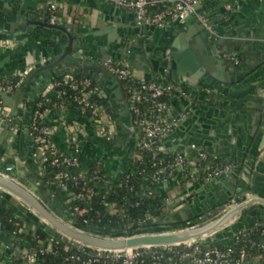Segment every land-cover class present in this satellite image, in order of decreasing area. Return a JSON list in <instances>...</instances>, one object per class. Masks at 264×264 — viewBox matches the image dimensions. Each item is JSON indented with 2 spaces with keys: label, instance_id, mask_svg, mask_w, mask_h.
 <instances>
[{
  "label": "crops",
  "instance_id": "1",
  "mask_svg": "<svg viewBox=\"0 0 264 264\" xmlns=\"http://www.w3.org/2000/svg\"><path fill=\"white\" fill-rule=\"evenodd\" d=\"M12 1L26 10L35 3V0ZM72 2L60 5L64 11L72 10L73 7L82 16L81 24L73 25V35L81 39L78 47L82 49L83 54L95 55L92 47L98 46L107 52L108 62L126 63L138 82L156 83L172 88L167 98L170 114L166 118V125L169 133L158 145L160 152L176 153L186 148L188 141L199 138L205 147L195 145L211 157L239 163L237 166L240 168L239 181L232 199L241 203L250 195L264 201V1L259 2L260 5L253 0L201 1L194 6V12L187 18L188 21L173 20L163 29L137 27L132 13L124 9L104 13L88 5L85 0ZM167 4L170 6L171 0H168ZM44 5L38 3V9ZM66 17L68 22L73 24L71 17L69 15ZM198 17H203L210 28L207 29L205 25L199 23ZM198 25L206 31L213 30L215 40H212V45L213 43L215 45L216 41L222 43L231 41L238 50L224 53L215 46L214 52L210 43L205 44L200 39L202 33L195 29ZM189 30L192 31L187 40L194 43L193 52L198 54L197 61L200 67L184 79L171 66L170 58L173 53L169 49L180 34ZM124 42L129 44L126 45ZM58 43V38L45 39L37 30L30 36V40L23 39L17 43L23 46L19 51H14L15 48H0V78L11 80L22 76L23 81L34 64L40 61L49 62L59 53L56 46ZM164 49L167 51L166 58L163 59L160 51ZM224 54L232 55L239 60V64L234 65L226 61ZM31 60L33 64L29 62ZM222 60L226 63L225 66ZM92 64L98 65V59L92 61ZM60 72L64 73L60 75L63 76L68 70ZM56 77L58 76L51 71L47 76L40 75L32 81L25 92L24 101L17 108L15 117L11 116L10 121L6 120L7 126L0 130V141L10 134L4 150L0 143V177L15 184L24 196L2 187L0 193L11 195L59 238L73 240L56 227L57 224L74 229L69 221L73 189L68 184L62 189H57L55 195L41 185L37 172L40 154L30 128L34 105L41 97L46 96V89ZM94 83L104 92L106 108L110 112L115 128L113 136L107 142L112 141L117 145L95 140L91 127L87 124L83 125L86 130L85 136H78L75 145L79 149L82 163L101 162L108 174V181L113 179L117 181L133 160V155H129L126 145L117 141L125 138V135H119L115 122V114L122 111V100L117 96L118 87L115 83L111 81L104 83L102 80L100 83ZM8 111L10 113L9 109ZM60 112L61 110L49 111L45 119L49 127L54 128L52 141L56 148L64 154H70L72 142L66 130L71 125L70 117ZM123 119L125 123L128 122L126 117ZM14 120L15 125L11 127ZM7 167H11L12 172L2 176ZM182 177V172H171L159 184L160 186L157 185L155 194L160 197L177 196L189 189L190 184L185 185V190L181 189L180 184L184 181ZM225 178L232 184L229 177ZM165 183L166 186H163ZM207 183H193L191 187L204 186ZM208 191L218 193L217 189L210 187ZM196 194L197 192L193 190L177 203ZM140 195L148 197V192H140ZM28 200L35 203L37 208ZM259 208L264 209V205L251 203L233 208L229 213L232 211L234 213L215 233H221V239L227 240L229 236L223 235V231L238 222L248 228H251L252 224L253 227L261 225L255 214V212L261 214ZM261 215H264V212ZM204 225L205 223L199 224L197 228ZM244 264H264V261L250 259Z\"/></svg>",
  "mask_w": 264,
  "mask_h": 264
},
{
  "label": "trees",
  "instance_id": "2",
  "mask_svg": "<svg viewBox=\"0 0 264 264\" xmlns=\"http://www.w3.org/2000/svg\"><path fill=\"white\" fill-rule=\"evenodd\" d=\"M47 7L48 5H44V10L39 12L40 15L45 17V21L51 15ZM57 7L58 9L54 15L60 18L62 24L67 21L64 13L71 17L73 25L78 26L81 24L82 16L76 12V9L72 7V10L62 11V5L58 4ZM164 9L168 10L170 6L164 4L152 7L148 9V13L153 15ZM62 78L63 76H58L52 83H61ZM73 79L80 81L84 78L82 76H73ZM18 81L19 78L11 80L0 78V86H11L14 90H17L15 86ZM121 84L124 89L128 87L135 89L138 86V81L133 78L122 81ZM92 86L99 88L94 82ZM75 96H79V93L72 91L68 86L56 87L53 92L46 97H41L34 105L30 122L38 127L49 126L47 119L34 117L36 110L40 113L61 110L60 113L68 117H71L70 115L74 112L79 114V106L74 101ZM90 102L107 107L104 98L98 99L93 96ZM38 105L40 106L38 107ZM106 109L110 114L108 108ZM90 116L91 113L88 111L85 114V118L89 127L92 125L89 122ZM59 153L64 154L60 151ZM175 156L176 154L174 153H168L166 155L158 154L153 157L152 152L135 148V158L129 168L115 183L110 184L108 187H101L102 184L108 181V174L105 172L103 164L101 162L84 164L79 156L77 167L55 168L48 161L40 175V181L45 189L55 194L58 186L54 178L58 173L66 172L75 182V187L72 191L75 197V204L69 208V213L71 214L69 221L72 226L89 235L110 239L140 228L142 223L148 220L164 216L163 208L167 197L166 195L158 197L155 194V190L159 179L163 177V174L160 173L161 168L167 169ZM161 160H163V163H161ZM208 163L216 166L224 164L239 166L236 161L214 159L211 156H208ZM203 176L204 173H201L200 179L196 184L202 183ZM185 185L186 180L181 182V189L185 190ZM88 190L91 191V194L85 198ZM141 190L148 192V199L140 195ZM74 208H78V211H74ZM23 225L25 230L20 231ZM149 227L153 226L150 225ZM5 238L9 240L10 246L7 245L6 255L1 258L3 264H24L21 254L23 250H28L35 254V264H122L121 261L107 257L95 259L92 249L87 246H75L66 240L60 239L31 214L15 208L0 196V245L5 244ZM47 239L53 240V250L51 253L41 254L39 252V242ZM261 244H264V225L262 224L242 231L231 246V250L235 256L241 250H244L248 255V259L257 256H261L264 259V252L259 249ZM199 247L205 250L208 245L200 244ZM217 248L226 249L222 245H218ZM182 251H184L182 248L172 251L152 249L150 253L143 252L134 264H189L188 262L179 261V254Z\"/></svg>",
  "mask_w": 264,
  "mask_h": 264
},
{
  "label": "built area",
  "instance_id": "3",
  "mask_svg": "<svg viewBox=\"0 0 264 264\" xmlns=\"http://www.w3.org/2000/svg\"><path fill=\"white\" fill-rule=\"evenodd\" d=\"M117 7L129 11L132 13L135 19L136 26L139 28H148L155 27L163 29L173 20H186L194 12V6L201 1L205 0H171L170 9L162 10L153 15H149L148 9L156 7L159 5H164L168 3V0H108ZM264 1V0H263ZM48 5V11L51 12V15L48 16L46 22L49 25H65L67 21L62 24L60 18L54 15L57 11L58 4L46 3ZM44 10L43 6L39 7V12ZM64 11V9H62ZM66 16V14L64 15ZM197 21L206 26V23L203 17H198ZM17 41L15 40H0V48L13 49L16 47ZM224 59L226 61L232 62L234 65L239 64V60L233 57L230 54H224ZM107 71L115 75L120 82L133 79L132 71L129 69V66L126 63L123 64H113L108 62L104 64ZM25 75V74H24ZM19 81L15 88L18 89L22 82V76H19ZM93 81L89 78H84L83 80L76 81L73 79L72 75L65 74L63 75L61 83H51L46 89L47 93L53 92V90L58 86H68L72 91L79 93V96L74 97V101L79 106V115L85 117V114L89 111L91 113L89 122L91 125V130L95 140H105L110 139L114 134V124L110 118V115L103 105H96L90 102L91 97L96 96L98 99L104 98V92L99 87L92 86ZM123 87V86H122ZM126 102L128 105L129 113L132 115V123L134 127L133 131V145L134 153L133 159L135 158V148L140 149L141 151H150L152 152L153 157H156L158 154L166 155L168 153L160 152L158 145L160 141L166 137L169 133V128L166 125V118L170 114V107L167 101L168 95L171 93L172 88L170 86H160L156 83H140L135 89L123 88ZM16 90L11 86L2 87L0 86V93L13 94ZM45 96V97H46ZM40 105H38L39 107ZM49 111H44L40 113L38 110L34 112V117L39 119H45ZM0 120L6 121L11 120V115L7 108L3 107L2 101L0 100ZM34 124V123H33ZM84 124H79L76 122H71V125L66 128L69 133V139L72 142V149L70 154H61L54 145L52 137L54 135V128L49 126L38 127L32 125L31 123V135L33 141L36 145V148L40 154L38 161V175L45 169V164L50 161L51 165L55 168L60 167H77L78 166V156L79 149L75 145V139L78 136H85L86 130L83 126ZM173 162L169 164L168 168H161L160 173L163 174V177L159 179L158 185L165 180V177L173 171L182 172V180H186V185L190 184V187L193 183H198L200 179V174L204 173L202 177V183L209 182L215 179H222L228 177L229 174L236 168L232 164H224L221 166H216L208 163V156H210L206 151L197 145H191L186 147L176 153ZM216 159V158H214ZM163 163V160H161ZM12 172L11 167L4 169L2 176L10 174ZM54 181L58 189H62L66 185L70 184L72 189L75 187V182L70 178L66 172L58 173ZM91 194V191L86 192L85 198ZM74 195V193H73ZM72 195L70 201V208L75 204V197ZM81 197V196H78ZM169 197V196H168ZM171 197V196H170ZM74 198V199H73ZM77 198V197H76ZM168 201V199H166ZM180 203V202H179ZM177 202L170 204L171 211L174 212L179 207H176ZM261 204L264 205V201L261 199L254 198L250 195H247L245 201L238 203L235 199L230 200L228 203L224 204L216 213L215 216L211 213H207L205 218H200L195 223L187 225L184 229L186 231H192L197 229L199 224L205 223L208 224L212 221H215L221 218L223 215L227 214L233 208L239 206H246L248 204ZM24 211L30 212L24 208ZM74 211H78V208H74ZM163 212L166 214L167 210L164 207ZM164 214V215H165ZM71 216V214H70ZM208 217V219H206ZM149 221V220H148ZM73 227V226H72ZM74 228V227H73ZM141 228V227H140ZM76 229V228H74ZM139 229V228H136ZM25 230V226H21L20 231ZM79 230V229H78ZM241 232H239L235 240L239 237ZM66 240L68 243H71L75 246L84 247L85 245L68 239L60 238ZM201 240H190L185 241L180 244L164 245L159 247H141L135 249H120V250H103V249H93L95 259L101 257L112 258L118 261H121L122 264H134L135 261L141 257L142 253H150L152 249H160L172 251L178 248H182V251L179 254V261L188 262L189 264H244L248 260V255L244 250H241L237 256L234 255L231 247L226 248L225 250L218 249L217 247L208 246L205 250L199 247L200 244L197 242ZM40 253H51L53 250V240L47 239L46 241H40ZM7 245H0V264L1 258L6 255ZM259 249L264 252V244L259 245ZM22 259L24 264H35L36 257L35 254L29 252L28 250L22 251ZM252 259H260L261 256L254 257Z\"/></svg>",
  "mask_w": 264,
  "mask_h": 264
},
{
  "label": "water",
  "instance_id": "4",
  "mask_svg": "<svg viewBox=\"0 0 264 264\" xmlns=\"http://www.w3.org/2000/svg\"><path fill=\"white\" fill-rule=\"evenodd\" d=\"M253 1L260 5L259 2L262 0ZM85 2L91 7H94L104 13H109L114 9H119L121 11V8L112 4L108 0H85ZM38 3L64 5L71 4L73 2L72 0H35L33 7L26 10L23 6L20 7L15 5L12 0H0V40H15L17 43L21 42L23 39L30 40V36L34 35L37 30L44 36L45 39H59V43L56 45L59 53H57L52 60L49 62L40 61L39 63L34 64L33 68L28 71L20 86L13 94H6L3 92L0 93V100L2 101L3 107L9 109L10 115L15 117L17 108L24 101L25 92L31 86L32 81L40 75L47 76L51 71H53L57 76H60L61 74H64L60 71L65 69L68 70L67 74L69 75L89 78L93 82L100 83L102 80L106 83L111 81L117 85V96L122 100V111L115 114V122L119 135H125V138L118 139L117 141L121 144H125L129 155L132 156L134 153L132 137L134 127L132 123V115L129 113L121 82L115 75L109 73L104 66V64L108 63L106 55L107 52L103 49H99L98 46H95L92 47L95 55L93 53H90L89 55L83 54L82 49L78 47V42H81V39L76 38V36L73 35V24L66 23L65 25H49L45 21V17L39 14ZM185 21H188V19ZM195 29L197 31H201L202 35L200 39L205 42V44L210 43L212 45V40H215V36L212 34L213 30L212 32L206 31L205 28L200 25L195 27ZM190 31L192 30L180 34L173 41L172 48L169 49V51L173 53V56L170 58V63L172 64L171 66L176 73L184 79L200 67V64L197 61L198 54L193 52L195 49L193 46L194 43L187 40V37L191 35ZM124 44L127 45L129 43L124 42ZM215 46L219 47L224 53L238 50L231 41H225L223 43L216 41L215 45L214 43L212 45L214 52H216V49H214ZM14 48V51H19L20 49H23V46L21 47L16 45ZM166 51L167 49L160 51V55L163 59L166 58ZM218 52L219 50H217V54ZM96 59H98V65H93L92 61ZM29 62H32L33 64V60ZM222 64L225 66L226 63L222 60ZM230 67L231 65L229 68ZM70 116V122H76L79 124L87 123V119L80 116L76 112L72 113ZM124 117H126L128 121L127 123H125L123 119ZM14 125L15 120L11 123V127ZM6 126V121L0 120V130ZM8 137H10V134L0 141L3 150L6 148V140ZM100 142L108 145H117L112 141L107 142L105 140H101ZM195 144H200L202 147H205V145L199 141V138L198 140L188 141L186 146L189 147ZM209 150L210 149L208 148V151ZM1 153H3L2 150ZM239 172L240 168L236 167L229 174L228 177L232 181V184H230L226 178L215 179L209 181L204 186H192L177 196L167 197L168 201L166 200L164 204L167 213L163 217L146 221L145 223H142L141 228L134 229L133 231L110 239L89 235L81 230L65 228L57 224L56 227L59 228L66 236L93 249L120 250L125 248L135 249L141 247H159L164 245L180 244L185 241L196 240L199 238L203 239L198 241V244L208 245L210 247L222 245L223 247L228 248L233 245L237 234L248 228L246 226H242L241 223L238 222L231 228L225 229L223 231V235L227 234V236H229L227 240L221 239V233H215L216 230L220 228L232 215V213H234V211L231 213H229V211L221 218L195 230L186 231L182 229L191 223L197 222L200 218H205L207 213H211V215L215 216L217 211L235 196V188L239 181ZM115 181V179L107 181L102 184L101 187H108L110 184L115 183ZM162 185L166 186V183ZM0 187L24 196L15 184L2 177H0ZM209 187L217 189L218 193L208 191ZM193 190H195L197 194L177 204L176 207L179 208L172 212L170 204L177 202ZM141 192L144 193V190H141ZM0 196L15 208L24 211V207L11 195L0 193ZM158 197H160V195H158ZM144 198L148 199L146 196H144ZM28 201L32 203V205H35L32 201ZM35 207L37 208L36 205ZM259 211L262 214L264 209L259 208ZM255 214L257 215L258 222L264 225V215L256 212ZM206 219H208V217H206ZM150 225L153 227H149ZM253 225L254 224L250 225V227H253ZM4 243L10 246V242L6 238L4 239Z\"/></svg>",
  "mask_w": 264,
  "mask_h": 264
}]
</instances>
